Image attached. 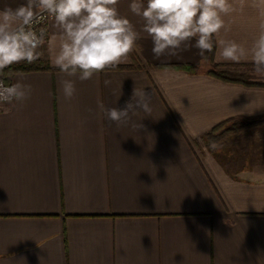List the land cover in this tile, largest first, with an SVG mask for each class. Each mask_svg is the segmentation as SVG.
<instances>
[{
    "label": "crops",
    "instance_id": "1",
    "mask_svg": "<svg viewBox=\"0 0 264 264\" xmlns=\"http://www.w3.org/2000/svg\"><path fill=\"white\" fill-rule=\"evenodd\" d=\"M130 2L117 7L139 29ZM225 20L215 39L249 47L257 10L245 3ZM137 43L142 54L77 80L71 100L47 38L37 61L12 65L39 70L10 77L32 86L22 106L0 104V264H264V125L205 137L264 116V87L211 76L195 48L155 59L150 38ZM214 63L254 67L217 47ZM135 87L151 92L152 112L134 117L138 131L117 128L99 104L122 108Z\"/></svg>",
    "mask_w": 264,
    "mask_h": 264
},
{
    "label": "clouds",
    "instance_id": "2",
    "mask_svg": "<svg viewBox=\"0 0 264 264\" xmlns=\"http://www.w3.org/2000/svg\"><path fill=\"white\" fill-rule=\"evenodd\" d=\"M120 0H24L13 8L0 9V73L14 64L34 63L40 58L46 38L53 66L59 70V91L66 100L77 92L76 81L91 80L105 69L126 63L133 52H143L138 41L144 34L152 42L155 59L178 56L191 48L203 57L214 45L224 61L250 58L257 74H264V0H131L130 12L140 18L137 29L117 5ZM248 3L260 20L257 35L249 47L231 39H215L230 26L225 17ZM51 19L55 33L39 27ZM105 86L111 84L104 81ZM32 86L18 79H0V104L23 105L30 99ZM121 95V94H120ZM151 92L133 89L122 108L99 104L106 119L117 128L140 130L135 120L140 112H152ZM89 111H92L89 109ZM260 133L255 137L259 138ZM117 172L121 171L119 165Z\"/></svg>",
    "mask_w": 264,
    "mask_h": 264
},
{
    "label": "trees",
    "instance_id": "3",
    "mask_svg": "<svg viewBox=\"0 0 264 264\" xmlns=\"http://www.w3.org/2000/svg\"><path fill=\"white\" fill-rule=\"evenodd\" d=\"M215 45L212 52H208L205 55V59L209 60L213 63V65L218 68L217 70H212L209 74L215 78H218L220 80L230 82V83H239L244 84L246 86H254V87H264V83H255L250 82L238 75L232 74L231 72L224 70V66H220L214 63V57H215ZM223 68V69H222ZM189 71H194L196 68L189 67ZM39 70L38 67L34 66H10L9 68L5 69L2 73H0V76H2L6 83H10V77H12L16 73L20 72H27V71H35ZM236 121V120H232ZM228 123V122H227ZM222 124L215 129H213L211 132H209L205 137H212L214 140H221L223 136H225L227 133H237L245 128L253 127V126H261L264 125V116L258 118L249 120L246 123H239V122H233L231 127L223 130L225 125ZM219 132V133H218ZM218 133V134H217Z\"/></svg>",
    "mask_w": 264,
    "mask_h": 264
},
{
    "label": "rangeland",
    "instance_id": "4",
    "mask_svg": "<svg viewBox=\"0 0 264 264\" xmlns=\"http://www.w3.org/2000/svg\"><path fill=\"white\" fill-rule=\"evenodd\" d=\"M214 66V70H217ZM223 69V68H222ZM224 70H227L231 72L232 74L238 75L250 82H255V83H264V74H257L254 70V67H248V68H228L224 66ZM228 125H225L223 130L227 129ZM232 133H227L225 136L222 137L221 140H214V142L219 143L223 141L227 136H229Z\"/></svg>",
    "mask_w": 264,
    "mask_h": 264
},
{
    "label": "built area",
    "instance_id": "5",
    "mask_svg": "<svg viewBox=\"0 0 264 264\" xmlns=\"http://www.w3.org/2000/svg\"><path fill=\"white\" fill-rule=\"evenodd\" d=\"M51 22V19L46 20L43 24H41L39 27H45L47 28L48 23ZM0 79L4 80L2 76H0ZM5 81V80H4Z\"/></svg>",
    "mask_w": 264,
    "mask_h": 264
}]
</instances>
